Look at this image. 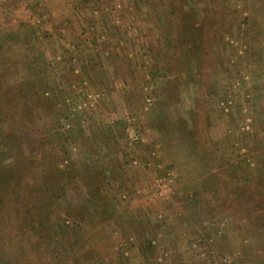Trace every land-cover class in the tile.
Instances as JSON below:
<instances>
[{"label":"rangeland","instance_id":"1","mask_svg":"<svg viewBox=\"0 0 264 264\" xmlns=\"http://www.w3.org/2000/svg\"><path fill=\"white\" fill-rule=\"evenodd\" d=\"M0 264H264V0H0Z\"/></svg>","mask_w":264,"mask_h":264},{"label":"built area","instance_id":"2","mask_svg":"<svg viewBox=\"0 0 264 264\" xmlns=\"http://www.w3.org/2000/svg\"><path fill=\"white\" fill-rule=\"evenodd\" d=\"M94 102V95L88 94L86 95L85 103L84 106L91 105ZM232 102L230 100L222 101L220 103V106L224 109L225 112H229V109L231 107ZM250 125V119H245L244 122L242 123L240 127V132L247 131L249 129ZM132 143H137L138 142V137H131L130 140ZM242 152H245L244 149H242ZM248 162L250 161L249 159L247 160ZM135 164V163H133ZM159 168V167H158ZM172 173L170 172H165L163 175L158 178V181L154 185V194L155 198L159 199H164L167 200L169 199L172 191H171V182H172Z\"/></svg>","mask_w":264,"mask_h":264}]
</instances>
